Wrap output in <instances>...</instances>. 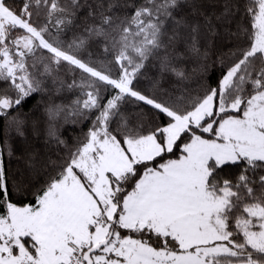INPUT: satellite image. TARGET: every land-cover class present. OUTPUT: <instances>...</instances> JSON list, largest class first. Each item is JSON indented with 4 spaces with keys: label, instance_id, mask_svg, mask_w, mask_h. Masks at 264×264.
Segmentation results:
<instances>
[{
    "label": "snow or ice",
    "instance_id": "6c2138e0",
    "mask_svg": "<svg viewBox=\"0 0 264 264\" xmlns=\"http://www.w3.org/2000/svg\"><path fill=\"white\" fill-rule=\"evenodd\" d=\"M0 264H264V0H0Z\"/></svg>",
    "mask_w": 264,
    "mask_h": 264
},
{
    "label": "trees",
    "instance_id": "16d2710c",
    "mask_svg": "<svg viewBox=\"0 0 264 264\" xmlns=\"http://www.w3.org/2000/svg\"><path fill=\"white\" fill-rule=\"evenodd\" d=\"M16 3L19 4L20 0H16ZM232 46V44L228 41H226L223 33L221 35L214 38V44L213 47L210 50V72H214L215 76L213 79L218 78L220 75V65L217 63L214 67L211 66V60H216L218 56L222 52H227L228 49ZM181 50L183 48L181 47ZM201 63L199 60L189 59L185 62V67L187 71L192 74L193 76L196 75V73H193V69H196L198 65ZM148 76L156 77L159 75L158 68L155 66H150L147 69ZM65 79H67L69 82L71 81V73H67L64 75L62 73ZM77 77H79V73L77 72ZM175 83V78L171 76L170 74L166 76L165 78V87H170ZM147 84V80H142L140 83V87L144 88V86ZM76 98V93L73 92H63L59 95L52 94L51 91L44 93V94H36L35 98L29 99L27 104L25 105L23 111L27 113V139L31 148H35V150L39 153V156L43 158L46 154H51L47 152V149L44 146V136H45V130L47 128L48 124V118L45 113V108L49 105H55V104H70L73 99ZM130 110H134L131 105L128 106ZM145 111L147 112L148 109L145 108ZM36 122V127L39 131V135H33L32 133V122ZM57 127L61 128V133L63 135V138L67 140L68 147L74 148L77 143V139L83 138V132H86L88 130L89 124L88 122H85L82 125H71V124H65L63 120L57 121ZM15 146H16V152L17 156L21 155V152L24 148V141L20 137H16L14 140ZM66 151L62 150L59 155H65ZM52 158L55 159L56 156L52 155ZM10 166L13 170H23L25 171V175L27 176V171L25 169V163L23 159L17 160L12 159ZM44 177L43 175L37 176L36 180L34 181V186L39 187L41 184H43ZM23 202V201H22Z\"/></svg>",
    "mask_w": 264,
    "mask_h": 264
}]
</instances>
